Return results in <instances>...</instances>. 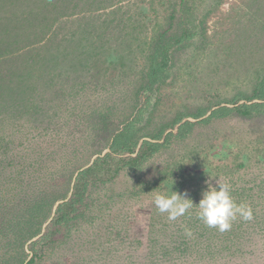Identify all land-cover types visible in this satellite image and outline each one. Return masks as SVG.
<instances>
[{"label": "trees", "instance_id": "obj_1", "mask_svg": "<svg viewBox=\"0 0 264 264\" xmlns=\"http://www.w3.org/2000/svg\"><path fill=\"white\" fill-rule=\"evenodd\" d=\"M105 1L5 0L0 4V61L14 57L12 63H19L13 77L0 76V102L12 94L22 96V106L29 107V113L42 114L48 107L50 124L61 119L62 111H68L64 113L76 122L85 117L95 118L98 128L93 143L92 137L82 139L67 155L42 151L56 145L58 137L49 136L55 134L51 126L42 133L33 127V133L44 138V143H35L27 152L19 144L11 153L9 145L13 142L3 144L0 264H42L66 244H76L77 235L92 228L101 220L104 210L117 203L113 200L116 196L108 192L124 177H129L130 185L117 195L123 200H139L164 190L171 195L193 182L186 167L174 162L156 167L152 176H146L143 170L175 143L187 140L199 123L186 121V117L200 119L212 106L197 114L179 112L173 118L164 114L158 121L154 120L157 103L147 116V107H139L140 94H159L167 86L173 53L196 36L193 22L185 14L189 0H160L169 7L168 18L148 43L143 67L131 80L127 104L122 110L112 104L96 111V107L89 109L92 77L82 82L73 75L78 66L91 70L96 58L118 52L113 42L114 20L100 21L97 17L102 18L97 14L112 7L108 6L110 0L100 5ZM110 10L113 18L115 12ZM126 35L131 36V32ZM213 108L217 109L200 122L204 128L231 117L249 119L263 114L264 77L256 80L248 94L241 92ZM59 124L58 121L56 125ZM56 157L60 162L52 169L49 165ZM256 188L259 191H233L232 197H243L234 200L237 204L251 208L252 219L237 216L228 231L208 228L198 219L195 224L204 226V230H191V236L185 235L184 230H146L141 225L124 233L113 230V242L120 245V250L127 249V259H131L135 257L130 252L132 248L145 245L140 237L152 235L146 242L144 261L131 260L126 264H237L235 261H244L247 254L243 245L251 247L252 239H264V200L255 194L261 192V186ZM153 216L149 224L152 229L158 225L154 221L162 218L156 208ZM188 216L186 221L191 224ZM248 223L253 230L244 229ZM113 251L117 253L119 249L115 247ZM250 255L255 256L252 252Z\"/></svg>", "mask_w": 264, "mask_h": 264}, {"label": "rangeland", "instance_id": "obj_2", "mask_svg": "<svg viewBox=\"0 0 264 264\" xmlns=\"http://www.w3.org/2000/svg\"><path fill=\"white\" fill-rule=\"evenodd\" d=\"M4 1L0 0V4ZM110 5L112 7L108 11L97 14L102 18L95 16L100 21L114 20L113 42L118 52L96 58L94 66L90 65L91 70L78 66L75 74L72 73L82 82L92 77L89 109L96 107V111L103 110L105 106L111 107L112 104L117 105V110H122L127 104L132 90L131 80L136 79L135 75L143 67L142 57L148 43L169 14L168 5L160 0H110ZM110 9L115 12L113 18ZM185 14L193 22L196 36L187 44L182 43L173 53L167 86L159 94H140L139 107H147L144 115L147 116L153 104L157 103L154 120L158 121L164 114L173 118L179 112L197 114L212 106L200 119L186 117V121L199 123L187 140L175 143L143 170L146 176H152L156 167L170 162L186 167L193 176V182L180 193L186 191L194 204L185 214L189 215L191 224L186 221L185 215L172 221L167 219L166 213H161L162 218L154 221L158 225L152 229L149 224L154 220L155 195L139 200L118 198L123 188L130 185L129 177H124L110 188L108 193L116 196L113 200L117 203L104 210L101 220L85 233L77 235L76 244H66L42 264H126L131 260L144 261L146 242L150 241L152 235L140 237L145 245L133 247L130 252L135 257L127 259V249L120 250V245L113 242V230H123L119 232L124 233V230H136L141 225L146 226V230H161L163 227L173 232L186 227L204 230V226L195 224L198 220V208L195 205L201 199V192L206 188L205 181L209 177L213 178L210 181L213 185L216 179L229 183L231 195L234 190L239 191L238 194L248 189L259 191L256 187L261 186V192L255 194L264 200V113L249 119L227 118L207 128L200 124L211 111L217 109L213 106L218 102L241 92L248 94L256 80L264 77V0H189ZM126 32H131V36L127 37ZM128 46L132 48L130 51ZM14 60V57H10L0 61V76L13 77L19 64L12 63ZM23 101L25 97L12 94L0 102V154L6 142H13L12 146L9 145L11 153L19 144L26 152L35 147V143L43 145L44 138H39L37 132L33 133V127L42 133L51 126L55 134L49 135L50 138L58 137L56 145L45 147L43 152L67 155L76 149L80 140L92 137L90 142L93 143L96 139L98 128L95 118L85 117L83 121L76 122L72 116L64 113L68 111H62L58 121L63 125H56L57 119L50 124L47 120L48 107L45 113L32 114L29 113V107L22 106ZM63 107L60 109L63 110ZM6 109L10 110L11 115ZM59 162L56 157L49 166L54 169ZM160 193L165 194V190ZM248 193L252 194L251 191ZM237 196L232 198L235 201L243 199ZM244 229L254 228L248 223ZM250 242L251 247L243 245L247 253L243 256L244 261L237 260L235 263L264 264V239L254 238ZM115 247L119 249L117 253L113 251ZM251 252L255 256L250 255Z\"/></svg>", "mask_w": 264, "mask_h": 264}, {"label": "clouds", "instance_id": "obj_3", "mask_svg": "<svg viewBox=\"0 0 264 264\" xmlns=\"http://www.w3.org/2000/svg\"><path fill=\"white\" fill-rule=\"evenodd\" d=\"M212 179L209 177L205 181L206 188L202 190L201 199L195 205L198 208L197 218L208 228H215L220 232L230 230L231 222L237 216L243 220H251V208L244 203L237 204L234 201L230 184L216 179L213 185L210 182ZM153 202L157 211L166 213L167 219L172 221L184 216L194 206L186 191L182 193L172 191L171 195L157 193ZM184 232L187 236L192 235L187 227Z\"/></svg>", "mask_w": 264, "mask_h": 264}]
</instances>
